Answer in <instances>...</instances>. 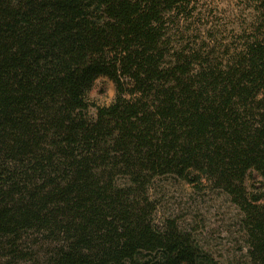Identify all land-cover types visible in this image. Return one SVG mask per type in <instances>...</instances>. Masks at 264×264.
<instances>
[{"label":"trees","instance_id":"obj_1","mask_svg":"<svg viewBox=\"0 0 264 264\" xmlns=\"http://www.w3.org/2000/svg\"><path fill=\"white\" fill-rule=\"evenodd\" d=\"M188 3L0 0V264H211L156 226L165 178L226 196L264 264V0L226 60L172 45Z\"/></svg>","mask_w":264,"mask_h":264},{"label":"rangeland","instance_id":"obj_2","mask_svg":"<svg viewBox=\"0 0 264 264\" xmlns=\"http://www.w3.org/2000/svg\"><path fill=\"white\" fill-rule=\"evenodd\" d=\"M260 5L261 0H189L168 18L171 43L226 60L251 35ZM115 97V84L100 78L88 94L89 117ZM261 181L257 173L251 174L248 189L260 188ZM150 195L157 206L154 221L158 228L173 220L191 235L211 264H247L240 212L226 196L174 178L157 180Z\"/></svg>","mask_w":264,"mask_h":264}]
</instances>
